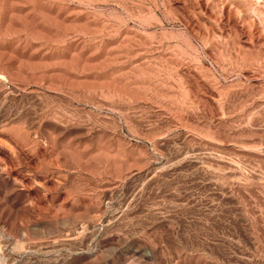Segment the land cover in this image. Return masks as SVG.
Returning a JSON list of instances; mask_svg holds the SVG:
<instances>
[{"label": "rangeland", "instance_id": "rangeland-1", "mask_svg": "<svg viewBox=\"0 0 264 264\" xmlns=\"http://www.w3.org/2000/svg\"><path fill=\"white\" fill-rule=\"evenodd\" d=\"M0 264H264V0H0Z\"/></svg>", "mask_w": 264, "mask_h": 264}]
</instances>
